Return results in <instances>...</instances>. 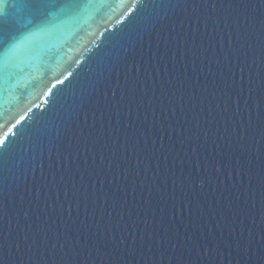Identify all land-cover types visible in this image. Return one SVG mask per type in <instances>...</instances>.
<instances>
[{
    "label": "water",
    "instance_id": "water-1",
    "mask_svg": "<svg viewBox=\"0 0 264 264\" xmlns=\"http://www.w3.org/2000/svg\"><path fill=\"white\" fill-rule=\"evenodd\" d=\"M46 2L0 0V264H264V0Z\"/></svg>",
    "mask_w": 264,
    "mask_h": 264
},
{
    "label": "snow or ice",
    "instance_id": "snow-or-ice-1",
    "mask_svg": "<svg viewBox=\"0 0 264 264\" xmlns=\"http://www.w3.org/2000/svg\"><path fill=\"white\" fill-rule=\"evenodd\" d=\"M29 4L32 5H43V4H48L46 0H27ZM27 39V37H22L20 40ZM0 45L3 46L4 53L7 55V53L10 51L11 48L17 47V38L13 37L12 40H7L6 38L3 37L2 32H0ZM7 45V47H6Z\"/></svg>",
    "mask_w": 264,
    "mask_h": 264
}]
</instances>
